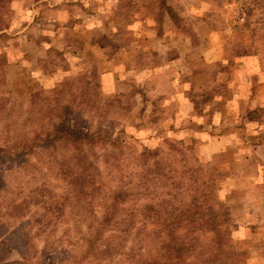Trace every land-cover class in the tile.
I'll list each match as a JSON object with an SVG mask.
<instances>
[{
  "label": "rangeland",
  "instance_id": "rangeland-1",
  "mask_svg": "<svg viewBox=\"0 0 264 264\" xmlns=\"http://www.w3.org/2000/svg\"><path fill=\"white\" fill-rule=\"evenodd\" d=\"M31 96L118 139L97 160L102 195L125 184L126 208L163 214L205 194L228 212L232 264H264V0H0V136L37 128ZM144 149L157 155L140 168ZM21 164L0 160V204L26 199L20 218L0 219V264H76L90 208L66 207L51 234L33 235L29 193L46 179ZM199 237L208 246L211 234ZM150 244L130 236L126 255L91 262L129 264Z\"/></svg>",
  "mask_w": 264,
  "mask_h": 264
},
{
  "label": "trees",
  "instance_id": "trees-1",
  "mask_svg": "<svg viewBox=\"0 0 264 264\" xmlns=\"http://www.w3.org/2000/svg\"><path fill=\"white\" fill-rule=\"evenodd\" d=\"M51 91L59 93L60 89L55 87ZM33 97L29 99V112L36 116L29 118L37 128L24 129L11 138L5 135L7 132H1L0 136V160L19 158L23 167L30 163L45 176L46 180L29 193L35 207L33 212H29V217L35 218L37 224L33 235L51 234L64 216L66 207L81 205L83 210L90 208L93 220L88 222L87 211L84 216L80 214L81 222H85V231L81 233L85 249L81 257L74 259L76 264H92L91 258L103 260L110 257L109 253L114 249L120 250V255H126L123 242L130 236L143 242L151 240L152 245L149 246L154 253L139 256L136 260L133 256L132 260L129 258V264H232L235 252L223 230L229 220L226 209L214 207L203 194L202 202L198 196H193L183 208H173L163 214L155 206L152 209L147 207L146 212L130 210L124 206L131 196V188L125 184H119L105 197L102 195L104 180L97 160L99 156L108 158L109 149L118 144V139L109 138L97 130L83 131L71 126V119L64 113L68 111L64 104L56 99L53 104L45 99L36 104ZM4 104L0 97V110ZM32 105H36V111ZM99 150L102 155H98ZM156 155V151L144 149L137 157L141 161H137L138 167H149L147 159ZM118 166H114L115 169ZM153 166L150 175H158L154 172L156 163ZM143 171L148 172L145 168ZM5 186L2 183L1 189ZM96 197L102 202H96ZM25 200L18 204L15 200L0 204V210L4 212L0 219L4 216L20 218L21 215L15 213L26 210ZM93 203L101 209L99 218L93 214ZM110 227L113 233L104 236ZM201 233L211 234L205 248L199 239ZM28 240L26 236L25 246Z\"/></svg>",
  "mask_w": 264,
  "mask_h": 264
}]
</instances>
